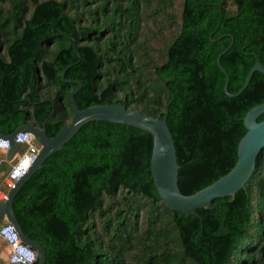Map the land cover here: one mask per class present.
Returning a JSON list of instances; mask_svg holds the SVG:
<instances>
[{"label":"trees","instance_id":"trees-1","mask_svg":"<svg viewBox=\"0 0 264 264\" xmlns=\"http://www.w3.org/2000/svg\"><path fill=\"white\" fill-rule=\"evenodd\" d=\"M152 21L159 49L144 36ZM229 35L220 63L234 93L257 59L264 66V0H0V133L45 123L53 136L70 121L77 84L61 72L78 52L64 75L82 84L78 107L167 110L178 186L194 193L234 166L242 118L264 102L259 71L224 93L216 58ZM151 149L145 130L90 121L24 182L12 206L44 264H264V149L245 187L197 216L162 204ZM9 169L0 164L6 192Z\"/></svg>","mask_w":264,"mask_h":264},{"label":"water","instance_id":"water-1","mask_svg":"<svg viewBox=\"0 0 264 264\" xmlns=\"http://www.w3.org/2000/svg\"><path fill=\"white\" fill-rule=\"evenodd\" d=\"M229 36L231 37V42L225 50L218 54L216 63L225 75L223 86L224 93L229 97H234L239 95L246 88L255 71L264 74V66L257 59L246 74L241 88L234 93L229 92V77L220 63L221 56L233 43V37L231 35ZM77 55L78 60L64 67L61 72L63 80L77 84L69 93L73 108L70 121L64 124L53 136H48L45 123L42 128L32 124H23L9 134L0 133V138L8 139L10 143L6 151L7 161L12 160L20 146V143L14 141V137L17 133L29 131L35 136L39 144L38 154L34 162L27 172L15 181L14 186L7 191V198L0 200V224L4 221H8L14 225L20 239L35 251L37 255L36 264L45 263V250L41 244L29 239L24 233L15 216L12 201L24 182L42 167L43 162L55 152L62 150L64 145L78 132V130L90 121L100 120L126 124L145 130L152 135L150 176L160 201L171 210L185 214L186 216H197V208L212 202L214 199L233 195L245 187L250 175L258 166L256 158L264 149V119L258 120V117L264 113V102L252 106L242 118L246 132L237 144V160L234 166L213 183L206 185L194 193L185 195L180 191L178 186L179 164L174 139L167 124V110L163 118H155L145 115L135 109L128 110L123 104H93L85 108H79L74 95L81 88L82 84L78 80H66L64 78L66 70L80 60L78 52ZM28 101L32 103L30 99Z\"/></svg>","mask_w":264,"mask_h":264},{"label":"built area","instance_id":"built-area-1","mask_svg":"<svg viewBox=\"0 0 264 264\" xmlns=\"http://www.w3.org/2000/svg\"><path fill=\"white\" fill-rule=\"evenodd\" d=\"M14 141L20 143L12 160H6V151L10 146L9 140L0 138V164L10 163V169L3 179L8 190L14 186L15 181L22 177L36 159L39 150L35 136L29 132H19ZM7 198V192L0 189V200ZM0 240L8 248V264H34L37 260L35 251L26 245L19 237L14 225L8 221L0 224Z\"/></svg>","mask_w":264,"mask_h":264},{"label":"rangeland","instance_id":"rangeland-1","mask_svg":"<svg viewBox=\"0 0 264 264\" xmlns=\"http://www.w3.org/2000/svg\"><path fill=\"white\" fill-rule=\"evenodd\" d=\"M176 6H177V4H176ZM177 10H179V8H177ZM159 30L160 29H158L155 26V23H153V21L152 22H148L146 27L144 28V31H145L144 32V36H145V38H155L156 39L155 41H153L154 44L156 45V49L160 48V46H161L160 41L163 42L164 41L163 38H165V34H163V31L160 30L161 31L160 32ZM155 34L157 35V37H156ZM158 53H159V50L156 51L157 55H158ZM1 175L2 174L0 173V176ZM7 252L8 251H7V248H6L5 244L0 240V254H1V256L3 258H5V260H6V257H7Z\"/></svg>","mask_w":264,"mask_h":264},{"label":"crops","instance_id":"crops-1","mask_svg":"<svg viewBox=\"0 0 264 264\" xmlns=\"http://www.w3.org/2000/svg\"><path fill=\"white\" fill-rule=\"evenodd\" d=\"M2 241V240H1ZM3 242V241H2ZM5 244V243H4ZM6 246V245H5ZM6 248H7V246H6ZM7 251H8V248H7ZM7 256H8V252H7ZM0 264H8L7 263V257H6V260H5V258H3L2 256H1V254H0Z\"/></svg>","mask_w":264,"mask_h":264}]
</instances>
